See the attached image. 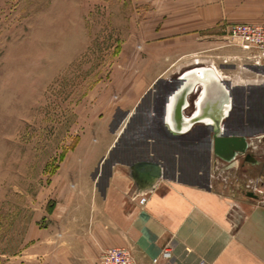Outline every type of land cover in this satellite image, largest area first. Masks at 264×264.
I'll use <instances>...</instances> for the list:
<instances>
[{
	"label": "crops",
	"instance_id": "1",
	"mask_svg": "<svg viewBox=\"0 0 264 264\" xmlns=\"http://www.w3.org/2000/svg\"><path fill=\"white\" fill-rule=\"evenodd\" d=\"M150 8L42 191L32 255L42 264H96L101 251L122 248L137 264H264V63L245 60L221 33L227 24L264 23V0H170ZM140 37L146 43L135 50ZM187 56L200 58L203 72L211 71L205 78L227 99L212 121L205 86H195L181 116L198 117L173 131L163 120L164 95L196 65L180 63ZM154 88H164L163 98L154 94L136 112ZM166 248L169 259L160 257Z\"/></svg>",
	"mask_w": 264,
	"mask_h": 264
},
{
	"label": "rangeland",
	"instance_id": "2",
	"mask_svg": "<svg viewBox=\"0 0 264 264\" xmlns=\"http://www.w3.org/2000/svg\"><path fill=\"white\" fill-rule=\"evenodd\" d=\"M168 1L0 0V264H42L30 240L33 218L46 204L42 191L76 144L84 108L89 113L115 78L122 44L149 17L150 6ZM230 25L222 26L223 44ZM144 42L137 38L135 50ZM200 58L187 56L180 63L201 66ZM154 89L136 112L154 94L163 98L164 88ZM186 93L172 98L168 124L179 125L176 108L181 100L186 105ZM220 94L210 89L207 100L224 98Z\"/></svg>",
	"mask_w": 264,
	"mask_h": 264
},
{
	"label": "built area",
	"instance_id": "3",
	"mask_svg": "<svg viewBox=\"0 0 264 264\" xmlns=\"http://www.w3.org/2000/svg\"><path fill=\"white\" fill-rule=\"evenodd\" d=\"M225 45L239 47L245 54L243 58L253 65L264 63V23H233L226 29ZM225 60V59H224ZM145 195L140 196L138 203L146 202ZM161 258L169 259L171 250L166 248L162 251ZM157 262V258L152 260ZM96 264H137L132 254L122 248H111L101 251Z\"/></svg>",
	"mask_w": 264,
	"mask_h": 264
},
{
	"label": "flooded vegetation",
	"instance_id": "4",
	"mask_svg": "<svg viewBox=\"0 0 264 264\" xmlns=\"http://www.w3.org/2000/svg\"><path fill=\"white\" fill-rule=\"evenodd\" d=\"M205 69L204 66H195V67H189L185 70V72L182 74V77L180 78L181 81L179 82V85L178 87H175L173 89H169L167 92H166V95L169 94V101L167 103V107H166V117H165V120H166V124L168 126L169 129L173 130V131H182V130H185L187 129L193 122V120H195L196 117L198 116H194L190 119H186L184 116H181V118H178L177 117V122L179 125H175L174 123L171 124L172 127L171 128V125L167 123V117H168V113H169V108H170V104H171V100L174 96H178L179 98H181L182 94L187 91V95L189 92H191L192 89H194L195 86H199V85H204L205 86V95H204V99H206L207 101V104L210 103L212 105V108H213V111L210 112L211 114V118H212V121H215L218 120V117H220L223 113H224V104L227 97L226 98H221V99H218V98H211L209 99L210 101L207 100V92L211 89H213V86L214 88H217L215 85H218V83L212 81V79H209L207 80V78H205V76H207L209 73H211V71H204L203 70ZM189 74H196V76L192 75V77H187V75ZM201 77H203L201 79ZM191 81V83L189 82ZM200 81H205V82H200ZM178 83V82H177ZM174 84V83H173ZM189 84V85H188ZM194 84V86H193ZM193 86V88H192ZM219 86V85H218ZM177 88V89H176ZM174 89H176L174 91ZM209 89V90H208ZM214 91V90H213ZM166 95H164V97H166ZM202 97V96H201ZM188 103V101H187ZM187 105V104H186ZM185 105V106H186ZM164 110V109H163ZM223 111V113H222ZM222 113V114H221ZM165 114V113H164ZM207 118H210V116L206 115ZM185 118V119H184ZM210 118V119H211ZM173 119V118H172ZM174 121V120H173ZM182 122V123H181ZM189 124H188V123ZM191 122V124H190Z\"/></svg>",
	"mask_w": 264,
	"mask_h": 264
},
{
	"label": "water",
	"instance_id": "5",
	"mask_svg": "<svg viewBox=\"0 0 264 264\" xmlns=\"http://www.w3.org/2000/svg\"><path fill=\"white\" fill-rule=\"evenodd\" d=\"M181 81V79H178L177 80V82H180ZM176 87H178V86H176ZM177 89V88H176ZM176 89H174V91L176 90ZM227 91H228V95L230 94V92H229V90L227 89ZM169 94L168 95H166V97H164V99H165V104H164V110L162 111L163 112V120H164V123H166V120H165V117H166V107H167V103H168V101H169ZM181 108H182V100L178 103V106H177V108H176V116L178 117V118H181ZM165 113V114H164ZM167 125V124H166ZM152 168H154L153 166H151ZM154 173L155 174H158L159 173V171H158V168L156 167V169L154 170Z\"/></svg>",
	"mask_w": 264,
	"mask_h": 264
}]
</instances>
